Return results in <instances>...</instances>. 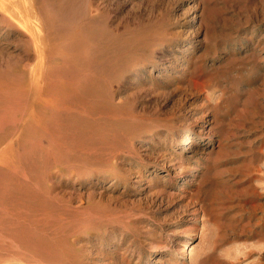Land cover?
<instances>
[{"label":"rangeland","instance_id":"obj_1","mask_svg":"<svg viewBox=\"0 0 264 264\" xmlns=\"http://www.w3.org/2000/svg\"><path fill=\"white\" fill-rule=\"evenodd\" d=\"M0 264H264V0H0Z\"/></svg>","mask_w":264,"mask_h":264},{"label":"bare ground","instance_id":"obj_2","mask_svg":"<svg viewBox=\"0 0 264 264\" xmlns=\"http://www.w3.org/2000/svg\"><path fill=\"white\" fill-rule=\"evenodd\" d=\"M188 142H189V141H184V144H188ZM181 253H183V252H181Z\"/></svg>","mask_w":264,"mask_h":264}]
</instances>
